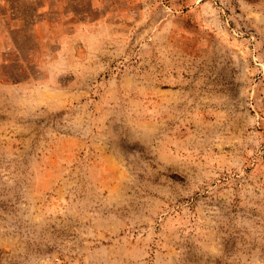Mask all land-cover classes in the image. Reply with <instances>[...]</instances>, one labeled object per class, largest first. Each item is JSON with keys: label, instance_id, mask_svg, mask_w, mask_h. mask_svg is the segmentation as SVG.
Wrapping results in <instances>:
<instances>
[{"label": "rangeland", "instance_id": "374dc122", "mask_svg": "<svg viewBox=\"0 0 264 264\" xmlns=\"http://www.w3.org/2000/svg\"><path fill=\"white\" fill-rule=\"evenodd\" d=\"M0 264H264V0H0Z\"/></svg>", "mask_w": 264, "mask_h": 264}]
</instances>
